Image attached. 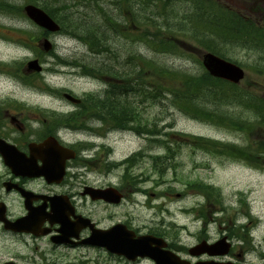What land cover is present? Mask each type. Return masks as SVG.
<instances>
[{"label":"rangeland","instance_id":"1","mask_svg":"<svg viewBox=\"0 0 264 264\" xmlns=\"http://www.w3.org/2000/svg\"><path fill=\"white\" fill-rule=\"evenodd\" d=\"M29 1L34 0H0V3L9 2L15 9L20 10ZM73 1L75 2V0ZM220 1L225 6L231 7L236 11L245 10V0ZM36 2L42 4V1ZM60 4V0H47L46 3L47 6H59ZM74 10L78 13H85L80 8ZM124 11L128 12L127 9H124ZM156 11L161 12V8L156 9ZM166 14L171 20L173 19L171 13L167 11ZM146 16L142 13L140 14V23L144 21ZM124 17L126 18L120 20L122 22L121 24L130 25L126 23V21H130L129 14ZM17 30H22L23 32ZM37 31L38 29L26 18L16 17L13 14H0V38L2 42H0V63L2 62L7 65L5 69H1L0 66V69L2 73L10 77V79L0 78L3 82V84L0 83V99L8 98L22 102L21 105L26 104L32 108L41 107L42 110H51L56 105L52 102L55 98L53 97L51 100L41 96L43 94L40 92L41 89L39 86L41 87L42 83L39 84L36 78L27 79L33 85L30 88L23 89L22 84L16 80L24 76L22 72H18L20 62L23 61L22 63L25 65L34 55L23 44L25 43L24 45L31 47V41L35 40ZM185 35H190V32H187ZM2 37H8L9 40H5ZM169 39L170 41L174 40ZM127 40L117 38L114 45L111 46V50L113 51L114 48L120 50L118 59L122 61L123 59H128L129 56H136L141 59H146L154 64L155 67L166 68L169 71L176 72L178 75H196L203 70L200 64V55L203 50L195 41L178 39L174 41L176 47L172 52L155 53L149 46L136 42H127ZM119 44L120 46L116 47ZM54 45L56 47V54L69 60L79 59L86 64L112 63L111 59L106 55H102V57L92 55L80 42H68L66 39L57 38L54 41ZM226 48L227 53L225 58L236 61L242 66L250 67L256 64L258 57H260L255 52H247L240 49L229 51V46ZM17 61L19 62L16 63ZM11 62L15 64H9ZM246 69L244 71L247 78L242 82L240 88L242 90L247 88L252 91L255 97L264 99V73L257 74L250 68ZM43 78L46 84L54 87V93L60 88L65 87L75 95H82L83 93L94 91L96 95L101 96L97 90L104 89L99 79L96 80L95 76L91 75H78V77H74L67 74L50 75L44 73ZM153 79H150V81H153ZM155 80L156 82L159 80L157 75ZM166 81L168 82L167 79ZM169 99L170 95L159 94L157 99L150 100L141 105L143 111L141 114L142 124H145L149 131H152L155 128H152L151 124L155 122V126L160 131V134L156 137V142L150 150H148L146 142V137L148 136H144V138L136 137L138 136L137 132H134L136 136L131 134L127 135L111 145L113 161L126 159L132 156V152L139 149H143L141 152L145 153L146 157L148 154L164 156L165 149L160 144L168 147L175 154L172 160L162 159L167 167H171V170H165L163 176L150 168L148 159L143 160L136 169L130 171L133 177L147 175L148 180L145 183H140L138 186L141 191H144V194L137 193L134 196L130 195L128 202L117 208V210L113 209L112 223L128 221L130 227L134 230L143 228L141 233H145L147 231L146 229L155 226L160 232L165 231L167 234H177L175 239L169 237L171 243L175 242L177 245L190 247L196 242L193 235L199 236L201 223L200 221H194L193 213H182L183 209L192 207L200 208L196 211L198 216H202L206 221H214L215 219L217 222L223 218H232L237 212L251 211L252 214H255V216H258L262 220L256 230L258 234L255 235L257 238H260L264 233V150L258 151L262 158L251 157V163L245 158L236 160L214 155L207 151V148L202 147L204 146V142H200V146L199 141H192V139L187 141L180 140L176 135L171 133L196 137L197 139L195 140L203 138L224 143H234L240 147L248 148L250 152L256 151V143L258 142V138H260V134L255 135L254 133H249L244 135L238 131L230 132L212 125L194 121L176 110L171 105ZM220 108L224 112H234L236 115H240L242 120L246 114L251 115V112H243L242 108L234 105H226ZM57 110L59 111V109ZM129 126L134 127L135 125L129 124ZM127 129L130 128L128 127ZM76 138L74 137V139ZM163 179L165 182L159 183ZM179 180L181 182H178ZM195 182L213 187L218 192L224 209L220 211L221 209L216 206L213 199H209L206 205L201 206L204 203V198L189 190L193 189V183ZM240 193L244 197L240 196ZM9 206L11 212H20V207L17 203H11ZM85 212L91 214L97 221H100V227L106 228L110 225V221L105 220L106 215L99 206L87 205ZM242 220V217H237L236 222L241 223L240 221ZM186 225L194 232L190 237L186 236L185 232L181 230V227ZM217 233L218 230H215L212 234H209L215 237ZM19 248L20 252L26 253L23 246L0 236V260L9 258L10 252L18 250ZM175 249L178 251L177 248ZM66 252L70 253L66 255ZM84 252L82 249H73L65 252L59 251V253L65 254V259H59L57 262L58 264H66V262L69 264H77L82 259L79 256ZM108 264L116 263L109 262ZM139 264L149 263L140 262Z\"/></svg>","mask_w":264,"mask_h":264},{"label":"trees","instance_id":"2","mask_svg":"<svg viewBox=\"0 0 264 264\" xmlns=\"http://www.w3.org/2000/svg\"><path fill=\"white\" fill-rule=\"evenodd\" d=\"M105 2L110 3V11L104 8ZM46 3L47 0L43 1V9L52 18L61 24H71L62 26L63 30L74 31L90 53L106 55L111 59L112 63L82 64V70L104 81H112L108 82L110 96L97 98L93 94H87L85 100L111 102L114 119L118 118L121 122L126 117L130 124L134 118L136 125L133 128L143 126L140 131L147 133L146 125L136 120L141 116L140 107L162 94L170 95L171 105L193 120L240 131L245 135H264V99L255 97L251 90H242L240 87L211 78L204 71L196 75H178L166 68L155 67L146 59L136 56H129L122 61L118 59L120 50H111L115 40L123 38L128 39L127 42L149 46L155 53L172 52L176 47L174 41L183 39L195 41L203 50L223 58L227 53V46L229 51L240 49L258 53L260 57L256 64L244 67L254 70L257 74L264 73V22L259 26L254 23V19L264 20V9L260 6L254 12H240L225 6L220 0H134V7L132 0H104L103 5L95 3L98 10L90 11L84 18H80L79 13L71 12L66 7L59 8L54 5L46 8ZM159 8L161 12L156 11ZM167 11L172 14L174 20L166 16ZM141 13L147 15L142 23L139 22ZM128 14L130 21L126 23L130 25L121 24V17L126 18L124 16ZM187 32H190V35H185ZM169 38L174 40L170 41ZM118 46L120 44L116 47ZM156 75L159 77L157 82ZM152 78L153 81H150ZM226 105L238 106L243 112H251V115L246 114L245 118L241 115L242 120L240 115L234 112L222 111L220 107ZM128 123L125 127L130 128ZM187 138L199 141L200 146V142H204L202 147L215 154L249 160H252L251 157H260L257 147L255 152H250L248 148L235 145ZM165 148L169 152V148ZM261 150H264V147H261ZM172 156L173 154H168L167 158ZM165 170L163 165H159L158 172L161 176ZM193 185L210 195L214 192L203 184L195 182Z\"/></svg>","mask_w":264,"mask_h":264},{"label":"flooded vegetation","instance_id":"3","mask_svg":"<svg viewBox=\"0 0 264 264\" xmlns=\"http://www.w3.org/2000/svg\"><path fill=\"white\" fill-rule=\"evenodd\" d=\"M72 94L71 92H68ZM16 100L0 99V203L6 206V216L10 220L24 217L26 211L24 202L29 200L31 207L43 206L41 218H45L51 210L49 199L59 197L74 211V215L90 220L94 228L100 225L91 214L85 212L87 205L99 206L106 215L105 220L112 226L111 204L103 201H93L88 195L89 189L116 188L123 198H126L127 181L113 169L111 158L112 140V108L110 102L87 101L78 104L65 101V105L57 104L54 109L46 110L41 107H29ZM64 106V107H63ZM103 106H106L103 108ZM59 109V111L57 110ZM57 115L66 116L61 120ZM73 125V126H72ZM68 131L77 133L74 138L64 134ZM117 135L124 134L123 130H116ZM47 138H53L60 146L72 151L74 158L66 160L69 152L63 154L58 161V167L64 163L63 177L58 181L57 174L51 176L48 183L43 177H28L17 174L4 164L3 152L13 147L25 159L31 154L37 156L36 165L41 166L42 161L38 153H33L37 145H41ZM22 160H16L20 163ZM57 171V170H56ZM11 203H17L20 212L10 211ZM74 222V218L69 217ZM36 235L14 233L6 231L0 225V232L7 237L16 239L23 246L26 253L18 250L10 252L9 258L0 260V264H58L62 255L58 250H69L68 245L56 244L52 241L60 235V225L49 223L46 219L36 222ZM46 232V234H43ZM91 228L80 229L78 239L72 240L71 246L85 245L84 241L90 236ZM224 238L230 245L226 261L237 264H253L249 250L248 240L241 245L237 244L236 236L227 232L218 237ZM205 239L210 240L205 236ZM262 254L260 263H264V234L261 238ZM78 248V247H76ZM104 252V251H102ZM105 253V252H104ZM51 256V257H50ZM186 259V256H183Z\"/></svg>","mask_w":264,"mask_h":264},{"label":"water","instance_id":"4","mask_svg":"<svg viewBox=\"0 0 264 264\" xmlns=\"http://www.w3.org/2000/svg\"><path fill=\"white\" fill-rule=\"evenodd\" d=\"M24 11L26 13V15L33 21L35 22L38 26L48 30V31H56L57 30V26L52 22L51 19H49V17L41 10L33 7V6H27L24 8ZM45 49L48 48V45H44ZM202 64L205 67V69L208 71V73L215 77V78H219V79H223L226 80L230 83L233 84H239L240 81L244 78V72L243 70L238 67L235 64L229 63L221 58H218L216 56H214L213 54L210 53H205L202 57ZM28 68L35 70V71H39V68L37 67V63L36 62H31L28 64ZM55 150L53 151L52 149L47 150L45 152V159L47 158V160L53 158L55 155H57L55 153ZM50 163L49 161L46 162L45 165V169L44 171H39L36 172L34 175H47L49 173H51V168H50ZM115 192V191H113ZM93 198L96 199H103L105 201H109V202H118L119 198L115 196V194L111 193L110 190L104 191V192H98L95 191L93 192ZM27 219V218H25ZM1 221H3L4 223L9 224L10 227L18 229V230H27V227L29 226L25 224V220H20L14 224L8 223L6 222L4 219H2ZM64 230L66 232H68V228L67 226L64 228ZM102 235H104V233H101ZM126 234V233H125ZM127 235V239H123L122 241L119 242H115L116 245L113 246L112 244H108L113 246V249L115 248L116 251H121L125 254V255H149L150 257H152L155 261L156 264H175L174 259L171 257V255L167 252H159L157 253V251H153L148 253L147 251V246L150 244V242H155L156 244L161 245L162 242L160 239H156V238H152V237H144V238H138L136 240L133 239V233L132 232H128ZM103 246H105V242H103L102 244ZM163 245V244H162ZM202 247V246H199ZM202 251V250H201ZM210 254H217L220 253V251H216L214 250H210L208 251ZM148 253V254H147ZM224 253V252H222Z\"/></svg>","mask_w":264,"mask_h":264},{"label":"bare ground","instance_id":"5","mask_svg":"<svg viewBox=\"0 0 264 264\" xmlns=\"http://www.w3.org/2000/svg\"><path fill=\"white\" fill-rule=\"evenodd\" d=\"M140 182H142V183H143V182H144V179H140Z\"/></svg>","mask_w":264,"mask_h":264}]
</instances>
